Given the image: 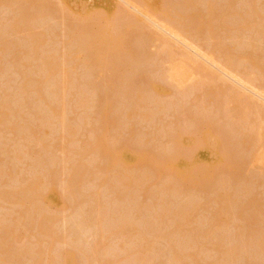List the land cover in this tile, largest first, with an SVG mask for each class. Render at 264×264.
I'll return each instance as SVG.
<instances>
[{
  "label": "rangeland",
  "instance_id": "1",
  "mask_svg": "<svg viewBox=\"0 0 264 264\" xmlns=\"http://www.w3.org/2000/svg\"><path fill=\"white\" fill-rule=\"evenodd\" d=\"M40 1L41 3L38 4L41 5H38L37 3H35V5L34 4L32 5L30 3L26 5L27 3L25 2V0H0V49L2 50L3 48H5L4 52H2L3 50L0 51L2 52L0 53V109L3 108L4 111H8L10 113V114L8 113L10 116L8 121H4L5 126L3 125V123L2 126H0V195L4 193L6 194L5 196H8L10 198L12 197L11 201L10 198L8 197L6 199L7 201H5V198L0 199V227L2 228L4 226L2 230H0V239H1L0 264L1 262L2 264H49V263L54 264L53 262H56L55 264H57L59 261H61L62 264L64 253H66L69 249H71L69 248L71 245L74 246V247L72 246V248L74 249L71 250L74 251L76 250L75 253L77 254L80 253L77 256L80 255L90 256L92 255L89 253L91 251V253L97 254V255L95 254V257L90 256L91 258L93 257V262L95 261L96 258L98 259L101 258V260L104 259L103 263L106 260L107 264L108 261L109 264H198V263L201 264L202 262H204V264H211V263L212 264L213 263L214 264H264V253H261L262 251L259 252L257 250L255 243L253 241V238H256V240H259V238H261L262 233L259 234L258 231L259 232L264 231L263 230L264 229V139L262 138V134L264 133L263 130L264 121H263V125H261L262 123H260V120L258 121L260 124H257L258 122L255 120H257L258 117H255L256 116L254 115L255 113L253 114L254 116L249 113V115L253 116L251 117L248 115L249 120L254 118L252 119V121H249L248 123L250 124V122H252L255 125L252 126L250 132V134L253 135V139H255V142H253L254 147L251 149L250 147L251 144L249 145L248 143L249 141L252 142V140H248L247 142H244L242 146L238 148L236 147V150L238 149V151L236 152H234L235 146L232 145L233 148L231 149L232 151L230 155L232 156V158L230 157L231 160H228L229 158H227V156H226L227 159H225L223 156H220L224 160L220 159L219 157L218 160L219 163H216V165L218 164V166L215 167L216 169L210 171L209 172L210 175L206 176L209 179L208 181V179L206 178L208 182L205 180L203 184H201L200 182L198 185L197 184L198 181H196L195 179L196 177L191 178L190 176H188L190 177V179L192 180L194 179L193 181H191L188 180L189 178L186 177L187 175H184V179H183L182 178L183 174H181L182 176L180 178H182V180H178L179 182L176 180L178 184V186L176 185L178 187L177 188L175 185H173L176 183L175 180L172 181V179L171 180L170 178L168 179V176L167 178L165 177L164 173L166 167L161 165L160 163H155V161L159 162L161 159L160 162H162V160L166 158L168 154L170 155V153L173 152V150L171 149L175 148V143L173 142L175 141L174 139L176 138L175 136L177 134L178 137L179 135L183 138L185 137V140L186 138L187 140L189 139V141L190 139H194V140L196 139V142L198 143L199 141L201 142V140L204 141V137L202 138L203 135L201 133L202 129H204L209 124L212 125L213 122L215 123L212 126L210 125L211 129L214 130L213 132L216 131L218 132V129L220 128H222L220 129L222 132L223 130L225 131L226 128H228L226 129V131L227 130L230 131V127L227 126H230L228 124H231L232 120L231 117L229 116H228L229 118L227 117V114L226 115L222 114V116L219 114L220 116H217L219 120H216L218 118L215 119V117L211 118L214 121L212 123L208 122V124L206 121L205 122L203 121L204 118L202 117L200 119H196L198 115L197 113L202 115L203 112L207 114L205 116H208L209 118L210 116L213 117L214 114H213V110L211 112V109L217 107L215 106L217 102L215 101V98L213 97L209 98L211 97L210 95H208L209 97H206L207 96L206 94H208L207 92L210 91V89L216 87L218 88V85H216L215 87L214 86L215 84H211L212 81L211 83L208 82L210 78L207 81L203 80L204 78H206L205 77L206 75H204L205 72L202 71H206V70H201L204 76L202 82L206 81L208 85L206 84V82L202 83L200 77L194 76L193 79H195L194 80L195 83L199 81L201 82L200 83L201 86L199 85L198 82L196 84L199 85V88L195 87L196 85L195 86L193 85L194 86L193 87L191 85V82H189L190 81L189 80L188 83L186 82V86H189L188 91H187V87L184 85L185 88H183L184 86L182 88L185 89L186 92L183 91L184 93H181L183 89L181 90V88L176 87L173 83H171L168 79L165 78L167 69L169 68L168 67L169 59L168 56L167 57L165 56L166 54L165 55L160 54L161 51L164 49L161 46V42L163 41H161L160 39H159L160 41L155 40L154 36H153L154 38L153 37L151 38L153 40L151 41L149 40L150 42L148 41L141 42V40H136L137 38L133 39V37L134 38L137 37L139 31L136 32L138 33L137 35H133V37H131L132 36L131 35L129 38L128 35H130L135 30L134 28L137 27V26L135 27V25L131 26L127 24L128 26L127 28L129 29L127 30L128 32H125L127 28H123L124 26L121 29H118L117 32L120 31L122 32L124 30L126 35L123 34L124 33L123 32L121 36L124 35L130 40L127 43L128 44L130 43L131 48L133 47L134 51L132 50L133 48L130 50H132L134 54L136 52V56L138 54V56L141 57L140 62L138 60V64H137L134 61L137 65H135L134 63L132 64V66L131 65L129 66L130 64L129 62H128L129 64L128 63H126V65L124 64L123 58H122L123 62H121L120 59L121 56L120 57L114 56L117 57L115 59H113V57L110 56L112 57L111 59H113L112 62L114 61L113 63H111V65L113 64L112 66H114V68H112V66H109L110 65L109 58H107L108 57L107 55H111V51H107L110 52L107 54L106 52L103 53L104 50L102 52L98 50L101 54L102 53L103 54L102 55L100 54L101 56L99 55L100 57L97 60H99L100 62H102V60H105V62L108 61L109 65L108 63L107 65L111 67L110 69L112 70L110 71L109 68H108L109 70H107L106 67L108 66L106 65H102L105 66V70H104L105 72L101 70L102 69L101 67L100 68L93 67L89 62H87L88 57H90L89 56L90 53L85 51L86 48L84 50L82 49L83 46L81 42H85L86 40L84 36L87 37L91 33L94 34L95 32H97L96 30H98L99 27L103 28L104 26H102L100 23L107 26L108 25L107 21L109 20L107 18L110 17L111 19V17L114 16L113 14L117 12V11L115 12L117 4L118 6L121 7L120 9L123 8L124 11L127 10L130 12V14L132 13V11L134 13V10L132 8L129 9L128 5L124 3H120L118 0H40ZM80 1L81 3H79ZM129 1H127L126 3H129ZM179 1L181 2V4ZM186 1L193 2V0H183V1L154 0L153 4L155 6L157 4L164 3V5H167L166 7L167 9L170 7L167 11L172 9L173 13L175 12L177 13V14L175 13L176 15L181 14V16H183L184 11L186 9L182 6L183 4H185V7H187ZM205 1L207 0H197V1L195 0L193 2V6L192 7L190 6V9L188 7L189 9L188 17L189 15H194V14H195L194 16L197 15L199 17L198 14H201L200 17L201 18L203 17L202 19H204L205 21L206 16L208 14L207 12L209 13L210 11L212 12V10H209L210 3L216 5L215 6L216 8L212 5L214 12H217L215 14L220 15L223 13V15L226 16V13L224 14V12L225 10L226 11L228 10L227 14L231 13L228 14V19H226L227 17L226 18L224 17L225 21H220L219 20L220 16H219L217 20L220 22V25L218 22H216L217 21L216 20L215 24H213V26L216 28L214 29V27L212 26L213 30L215 31L214 35H216L217 40L220 39L219 41L220 43H222V45L223 44L225 45V49H227L228 47L227 53L230 52V54L235 57L237 55L236 59H238V54L243 55V57L244 56L249 57L247 63H249L250 60L255 61V59L259 58L260 60L257 59L258 63L264 67V0H210V1L208 0L207 3H205ZM177 2L179 3L178 4L179 7L177 6ZM196 2H198L199 4L198 3L194 4ZM252 2L255 3V7L254 4L252 5ZM173 3L176 7L175 8L174 6H172L174 9L171 7ZM120 4L122 5L124 4L123 7ZM153 4H151V7H153ZM125 5L128 7L127 9L126 7H124ZM194 5H196L195 8ZM61 7L64 8V12H62ZM212 7L210 9H212ZM227 7H229V9H227ZM251 7H253L255 10ZM191 8H194L193 10H195V12H198V14L193 12ZM80 9L81 11H83L82 14L83 13L87 14V16L84 17L86 19H90L91 16L94 15L91 13V11L93 13H98L97 15H94L93 18H91L97 20L93 21L90 19V21H88L84 19L85 20L84 21L83 19L79 18L80 22L82 20L80 24V22L76 21L78 20V18L70 17L71 16L70 13H72L73 11H77L78 12L77 15H79ZM111 11L113 12L111 13ZM89 12L91 14H89ZM68 14L70 16H68ZM165 14L163 15L164 17L167 15L172 16L171 14H166V15ZM186 14H187V10H186ZM233 14L234 16H232ZM169 16H167V18ZM183 17L184 19L188 18L185 16ZM191 17L190 19L195 18V17L193 18ZM208 18L209 16L207 17V19ZM141 19L144 22H146L145 19L143 18ZM193 21L194 20H191L189 23L187 21L186 22L192 25ZM243 21L244 22L246 21L248 24L246 27L243 26L241 29H239L240 26H242L241 24L243 23ZM221 22L228 26L222 25ZM244 24L246 25V23H243V25ZM222 26L223 29L220 28ZM72 27L73 28L75 27L76 29L78 28V31L74 32ZM84 27L87 30L84 29ZM151 27L152 26L150 25L148 27L149 29L147 28L146 31L149 33L152 32L153 34L155 33L157 35L158 32L155 30L156 28L155 27L151 28ZM226 27L229 28L226 30ZM137 29L139 28H136V30ZM158 35H160V33ZM204 35L205 34L201 36L202 38L199 35H197L199 37H197L196 35H195L196 37L191 36L192 38L190 39V37H188V40L190 39L189 40L190 42L193 40L194 42L192 41L191 43L193 44L196 43L199 47L202 46L200 47L201 49L199 50H203V47H205L204 45H206L207 48L209 42L207 41V37L205 38ZM193 37L198 39H196L195 41ZM127 38L125 40H127ZM167 38L168 37H166V39ZM169 39L170 38H168L167 40ZM135 40L136 42L138 41L137 43L139 44H137ZM33 41L35 43H33ZM37 42H39L40 45ZM36 43L39 45V46L37 45L39 49L37 47L35 48ZM172 43L173 44H171L170 42L172 46L171 49L175 53L173 54L177 55L176 53L178 52L180 53L179 47L181 48V46H179L176 42H172ZM6 44H8V46ZM130 45L128 47H130ZM210 45L211 44H209V46ZM36 49H38V51H35ZM186 52L188 51H186L185 49V52L183 53L186 54ZM143 53L146 55H144ZM158 54L162 55L160 57L161 59H158L159 58ZM187 54L190 53L188 52ZM104 55L106 56L105 58ZM149 55H152L150 56L152 60L148 57ZM177 56L175 58H177ZM190 56L192 58L193 55L191 54L188 57ZM155 57H157L158 60ZM162 57L164 58L163 60ZM252 57L254 58L253 60ZM153 58H155L158 62L155 61V59ZM116 59H119L120 62H118ZM178 59L179 57L177 58V61L179 63ZM245 59L242 58L241 60L245 61ZM44 60H46L45 62L51 63L54 67L49 70H46L47 67L45 66L46 69L44 70V65L48 64V63L43 64L45 63ZM159 60L162 61L159 62ZM194 60L196 61L199 59H195V57H193V61ZM147 61L149 62V64ZM199 61L202 62L201 60ZM259 61H261V63ZM125 62L127 61L125 60ZM55 63L58 64V66L54 65ZM87 63H89L88 66ZM195 63H199V62H195ZM247 63H244L245 66ZM250 63L247 65H250ZM116 64L117 67L115 66ZM201 65L205 66L203 62L202 64L199 63V65H195L193 63L188 62L186 68L188 67L189 69L187 68V70L190 72L188 71L187 72L193 73V74L192 73L189 74V76L191 77V75H194L195 68L196 70L198 69L196 66L204 67ZM247 67L248 66H246V68ZM250 68L251 67L249 66V69ZM46 71L48 72V74H46ZM212 71L214 72V70ZM201 72L199 71V73ZM64 74H67V78L65 77ZM202 74H200L199 76H202ZM44 75L45 77L43 78ZM63 77H65L64 78L65 80L63 79ZM43 80H45V82ZM28 81L30 82V85L33 86V88L32 87L30 88L28 87L29 89L25 88L29 83ZM163 81L166 83H164ZM194 81L192 80V84H194L193 83ZM40 82H44V83L42 84ZM160 83L161 84L164 83L166 84V86L169 87V88L167 87V90L164 93L163 92L158 93L156 89H152L153 85ZM40 84L42 85L46 84L44 89L43 86L42 87L40 86ZM203 84H205L204 85L205 87H203ZM38 85L40 86L39 87L41 92L40 94H42V96L44 95V93L46 94L43 96L45 100L44 99L41 100V98H39L38 96L39 93L37 92L39 88L34 89ZM229 85L233 87L232 84L229 83ZM57 86L58 88L56 89ZM63 86L65 87L64 89L65 91H62ZM190 86L193 88H190ZM207 86L210 89L207 88ZM23 87L26 90V92L22 91ZM202 88H205V90L207 89L209 90L207 91L204 90L206 92V94H204ZM217 88L214 90L220 91V89ZM32 89L37 90L36 91L37 94L34 92V90L32 91ZM54 89L56 91L59 89L60 91V92L58 91L59 97L54 94L56 93L53 91ZM142 92L144 93L142 94ZM138 93L142 94L141 96L144 95L143 96L144 98H140L141 100L137 99L136 94ZM47 96H48V100H47ZM194 96L196 100H194L195 99ZM223 97H220L222 98L221 100L222 102L225 99V98L223 99ZM134 99L136 101H134ZM254 102L255 100L253 101V103ZM258 102L261 103L260 101ZM4 106L7 107L8 110L6 108L4 109ZM131 106H133V108ZM256 106L259 107L258 104H256ZM54 107H57V109H59V113L62 112L63 108L65 109V111H63L64 114L62 112L63 115L62 118L65 117L63 118L64 123H62V121L60 120L58 123V120H56L57 118L54 117V114L51 110V108L53 109ZM220 107H222V105ZM259 108H262V106ZM135 109H137L136 110L137 112L135 111L134 113L133 112L131 113V111ZM199 109L204 111L200 113ZM251 111H252L251 113L254 112L253 110ZM130 113L134 117L131 115L130 117L129 116ZM3 114L6 115L7 112ZM192 114L195 115L191 116ZM144 115H146V117ZM148 115L149 118L147 117ZM187 118L193 119L194 122L193 120H188ZM3 120L4 119L0 121L3 122ZM203 123L205 124L202 125ZM63 125L65 127H62ZM220 130L218 132L219 134H220ZM47 131L48 134L45 135ZM246 131L247 129L244 130V128L243 131L241 130V133L243 132L242 134L244 135V138L243 140L240 139V141H245L244 140L245 134H247V136L249 134ZM228 133L229 132H226V134ZM242 134H240V136ZM257 134H261L262 139H260L261 140L260 144H258L259 143L258 138L260 137L258 136L257 138L256 137ZM236 135H239V133ZM224 136L226 137V135ZM236 137L238 136H235L234 138ZM234 140L237 141V139H233V141ZM233 141L232 143L228 141V144L229 142L230 144H233ZM172 144L173 146L171 147ZM215 147H216L215 151L218 152L217 149L219 145H215ZM106 149H109L110 153H107L108 150L106 151ZM123 149H128L131 154H134L136 152L139 153L140 151H142L138 155L136 153V155L139 157L142 156L143 159H141V157L138 158L139 160L138 159L136 160L138 164L135 160H131L132 161L131 164L129 160L130 158L128 159L126 158L124 160L125 163L120 162L119 164L118 161L117 163H114L113 158L111 156L109 157V155L108 156L106 155V153L111 155V151H113L112 154H114V158H115L117 155L119 156L121 150ZM250 149L251 151L253 150L252 153L250 152ZM104 150L106 151V153ZM188 151L190 152V150H186L187 153ZM232 152H234L235 155L234 158ZM141 153L143 154L141 155ZM145 154L149 157L148 159L147 156H144ZM203 154L206 153L203 152ZM203 154H199L198 155L199 157L197 156V160L195 162H197L198 160L200 161L202 158L203 161L205 162L207 156ZM252 155L259 156V159L257 161H251L250 158L252 157ZM143 156L145 157V159ZM203 156L206 157V159ZM107 157L110 159H108ZM232 159L233 160L235 159V161L233 162ZM183 160L184 159H178L177 162H174L175 164H173L172 167H175V169L180 173L181 172L183 173L185 171V173L187 174L190 171L188 175L189 174L192 175L193 174L192 170H190L189 165L187 166L188 162ZM143 161L144 162L147 161V162L144 163ZM203 161L201 160L199 164L200 165L201 163L204 164ZM73 167L76 170L81 169V175H83L84 178L79 174L78 171H77L78 173H76V171H73L72 170ZM105 169H108L110 171L109 172L107 171L105 173L106 171ZM82 170L85 172L84 174ZM85 170L89 173L87 174ZM156 171H161L162 174ZM70 172L72 173L75 172L76 173V174L74 173L75 175L79 174L76 176L75 181H77L78 176H80L79 179L82 178L81 179L82 181L78 179L80 183L78 181V183L76 182L77 185L75 182L74 185L71 184L73 183L74 179L73 181L70 180V178L73 177L72 173L70 177ZM221 174H225V175H221ZM121 176L124 177L123 178L124 180L121 178ZM223 176L224 178L226 176L228 180L225 178L227 181L226 180L222 181L224 179ZM125 178L129 179V185L127 183H126L127 185L125 184L124 181L127 180ZM212 178L215 181L214 180L211 181L210 179ZM132 179L134 180L133 184L131 183L133 182ZM219 179L221 181H218ZM169 180L172 183L171 187H169L168 185ZM174 181L175 183H173ZM210 181L211 184L209 183ZM67 182H69L70 187H72L71 185H73V187L76 186V192L74 191V194H76L77 197L76 195H74L75 197L74 196L71 197L70 193L72 190H74V188H71V190L68 189L70 190L68 192L66 188L69 184ZM194 182L195 184H197L196 186L195 184H193ZM121 183H123L124 185L122 186ZM26 185L32 187L34 185L33 188L35 190L32 187L31 188L34 192L35 191L36 192L32 195L31 194L32 190L30 189L29 191ZM210 185H214L213 189H211L212 187ZM165 186L166 187L168 186L167 188L170 189L168 190L165 189L164 188ZM25 188L27 189L25 190ZM52 189L56 191L55 193L57 194L56 197L58 199L57 204L49 209H47L45 206H43V208L41 206H37L39 205L38 201H40V203L41 202L43 203V201L41 200L42 199L41 194H39L40 192L38 194L37 192L41 191L45 194L47 190H52ZM163 189L165 190L163 191ZM23 190H25V194L23 193L24 192ZM174 190H177V194L175 193L176 191ZM179 190L180 193L178 194ZM28 191H29L28 194H31L32 196L31 198H29L27 194ZM165 191L166 192L169 191L170 193L169 192L166 193ZM171 192H174L175 194L174 193L172 194ZM19 193H21L22 196ZM14 194L15 197L17 198L13 197ZM2 195L0 198L3 197ZM22 197L28 198L25 199L26 202L25 200L24 201L22 200L23 199ZM216 197H219V201L217 200L218 198L216 199ZM36 202H38V204H36ZM30 204H32V206H36L37 210L40 207H41L40 209H44L45 211L44 213L47 215V220L49 219V222L46 221V226L48 225V228L47 227L44 228L48 229V232H45L44 230L45 232L44 234L39 233L41 229L43 231V228L39 230V228L41 227L39 225L41 224L39 223V219L41 221V217H43L45 214L41 216L43 212L41 211L40 214L38 212L40 211V209L37 211L35 207L34 208L31 207L30 209V206H28ZM163 204H165L166 207L169 206L170 208L169 207H167V209L164 208ZM187 204L192 205L193 211L194 208L196 209L195 212L191 213L193 214L191 215V220H190L192 224H190L189 222V224L186 226L189 229L187 230V228L184 227L185 229L184 231H186L187 234L186 232L183 233L182 231H180V233H178L179 237H177L176 240H179L180 243L182 244H184L185 241H187L185 242L187 244L189 242L193 243L194 245H191L190 243V245L188 244V246L187 244H185L189 249H191L190 251H188L189 249H187L185 245L178 243L179 241L173 240L175 239L174 230L176 229V225L173 224V222L178 221V217L173 218L172 215L170 217H172L173 219L169 217L171 212L173 215H176L182 209H186L182 207L187 206ZM194 204H196L195 207ZM178 207L181 208V210ZM192 207H190V210H192L191 209ZM174 208H178V209L175 210ZM28 209H30L31 211ZM104 209L107 211L108 214L104 213L106 212L104 211ZM35 210L37 211V214L34 213ZM117 210H119L121 213L119 212L116 215V212H118ZM166 210L171 212L169 215H166L168 218L164 222V219L162 221L161 216H164L165 214L169 213V212L167 213ZM175 211L177 213H174ZM97 213L99 216L97 215ZM24 214L25 217L23 216ZM121 214H125L123 217L126 216L124 219L122 218L123 221L117 220V219H121L120 218L122 217ZM34 215H38L40 217L36 216L37 218L36 219ZM156 215L158 216V218L160 217L161 222L157 221L159 219L156 220L157 222L155 221L154 217ZM22 216L27 220H23L24 218ZM97 216L98 218L101 217L102 221L106 225L103 222H100L101 225L98 224L99 226L97 224H96L97 226L92 224V220L96 219ZM114 216H117V218ZM157 216L155 218H157ZM29 218L31 219V221L29 220ZM113 218L114 220H112ZM127 219H130L129 221L131 222V224L128 221L130 225H127V227L129 226L130 228L126 227L128 231L124 229V231L126 232L124 236L121 235L122 233H120L121 232L120 228L118 227L116 229L114 226L115 224L116 226L118 224L122 229L124 226L123 222L124 220L127 221ZM216 219L218 220L220 226L222 227L216 230V232L219 234L222 232V230L223 232L221 233L222 235L221 234L218 235L215 233V236L218 235L217 237L220 236L219 238H221L222 236L223 238L226 237L224 238L225 240L222 238V240L219 241L221 242V244L225 241V243H223L224 245L222 244L223 245L222 252H224L223 257L221 255V251L219 252L218 248H217L218 251L214 252V250H216L214 248L218 247L216 241L220 239L217 237L216 239L211 236L214 233L213 231H215L214 225ZM115 221H117V223ZM118 221L121 222L122 226L121 224H119ZM93 222H95V220H93ZM175 223L178 224L177 222ZM30 224H34V225L30 226ZM102 225L103 227H101ZM6 226L10 227V229H8V227ZM12 227L14 231H16L15 229L16 227H18L17 228L18 231L16 232L19 233L16 234L14 232H11L10 230H12ZM32 227L33 229H31ZM95 227L98 228L100 227V229L102 230L101 233L103 232L102 236L103 234L105 235V233L109 234L108 235L109 237L107 235L104 236L106 237L105 241L108 244L107 246L104 243L105 244L104 246H107L106 248H109L107 249L108 254L107 251H105L106 248L102 247V250L100 249L101 246H99L98 248L99 250L98 251L96 250L95 252V249H97L98 247L97 244H100L99 234H101L100 231L97 230L98 228L96 229ZM131 227L133 228L132 231L133 233L129 230L131 229ZM170 228H171L170 231L171 233L172 230L174 229L173 239H171L172 236H167L166 234V232L168 233ZM111 229L112 230L116 229V231L120 230L119 235L117 236L115 235L116 237L112 236L110 232L113 233L114 235L115 231L112 232ZM134 230L135 231L138 230V231L135 232ZM3 231L8 233L5 234V232ZM95 231L98 233V237ZM129 232H131L133 235ZM138 232L141 235L138 234ZM163 232L164 234H166L167 237L170 238L169 241H167V239H164V237L162 238L161 235H163ZM241 232L243 233V236L247 235L246 238H248L249 235L252 236L251 233L254 234L253 235L254 237L252 236L253 238L250 239H252L255 248L250 247V245L251 246L253 245L251 241L249 242L247 239H246L247 243L249 242V248L245 246H244L245 249L243 248L242 246L243 242H246V240L243 241L240 239L241 238L240 236H242ZM134 233H137L136 235L138 236H136ZM244 233L247 234L244 235ZM14 234H16L17 237L16 235L14 236ZM5 235L6 236L8 235L7 238ZM208 235L209 238H207ZM135 236L136 239L137 237H139L143 241H146V239H148V241H150L151 243L148 241L146 242L150 243L152 248H150L149 245L148 246L149 249L147 250L146 246L145 248H143L142 246V249L145 251L147 250V252L143 251V253L138 254V251L135 252L134 250L135 253L133 252L131 254L133 249L139 247L138 243L141 242L142 244L143 242L140 241L139 239L135 240ZM188 236L190 238L189 242L188 240H185L186 238L189 239ZM8 237L10 238L9 240ZM11 237L13 239H11ZM236 237L237 238L240 237L239 239L242 242L239 239L237 240ZM6 239L7 241H5L6 242L5 245L7 246L6 248H4L5 245L3 244L4 242L3 240ZM210 239L212 240L211 243H209ZM215 239H216L215 241L216 244L213 243V240ZM170 240L175 241L173 242V244L174 243L175 244L173 245ZM135 241H137L138 243L137 242L134 243ZM238 241L240 242L238 243ZM75 242L77 244H75ZM146 242H143V244H146ZM204 242L209 245L205 244ZM212 243L215 244L216 246L214 247ZM118 244H120V247H118L119 246ZM221 244L219 243V248L222 246ZM238 244H239L238 247H240L238 249H241L242 252L240 250L238 251L237 254L235 253L234 255H238L239 258L237 256V259L234 261L232 258L235 256L229 258L230 255H228L226 258V256H224L225 253L227 254L226 249H228L229 247L231 249L233 248L232 250H234V247L237 246ZM1 245H3L4 250L1 248ZM94 245H96V248ZM134 245L137 246L135 247ZM171 245H173L175 248L179 247L178 250L179 253ZM183 246L185 247V249H183L184 248ZM192 246L193 247L197 246V247L194 249ZM90 247H94V248H90ZM190 247H192L193 249ZM198 248H200L201 250ZM79 249H81V251ZM182 249L185 250L186 254H182L184 252V251L181 252ZM11 250L12 252L14 251V253L10 252ZM49 250L51 253L49 252ZM136 250H140V248ZM39 251L41 253H38ZM140 251L142 252V250ZM172 251H176V253L174 252V254L172 255L171 254L173 253ZM234 251L236 252V250ZM35 252H37L38 254L36 253L35 255ZM87 252L90 255H88ZM239 252L241 253L240 255ZM16 253L18 254L19 257L17 256ZM126 253L129 254V256H127ZM197 253L199 255H197ZM177 254L179 255L175 257V255ZM132 255H134V257ZM1 256H3V258H1ZM189 256L191 257L193 256L191 261L189 260ZM9 257H12L13 259ZM85 257H78V259L80 258L78 264L80 262H81L80 264L84 263L83 261H81L83 260V258L85 260V264H88L86 263L88 261L86 260ZM216 258H218V260ZM57 259H59V261ZM48 260L50 261L48 262ZM101 260L99 264L102 263ZM199 260L201 261V263L199 262ZM169 261L170 263H168ZM222 261H224L225 263L224 262L222 263Z\"/></svg>",
  "mask_w": 264,
  "mask_h": 264
},
{
  "label": "bare ground",
  "instance_id": "2",
  "mask_svg": "<svg viewBox=\"0 0 264 264\" xmlns=\"http://www.w3.org/2000/svg\"><path fill=\"white\" fill-rule=\"evenodd\" d=\"M120 3H124V4H126V5H128V7H129V9H133L134 10V13H133V11H132V13L134 14H130V12L129 11H127L126 9L128 8L126 5L124 6V7H126V11H124L123 10V8L122 9H120L121 7L120 6H118V4H117V7H118V9H117V7H116V9H115V12L116 13H114L113 15V17H111V19H110V17H108V16H106V17H108L107 19H109L108 21H107V23H108V25H107V23H106V25L107 26H105V25H103L102 23H100L102 26H104L103 28H101V27H99L98 28V30H96L97 32H95L94 34H89L87 37H85L84 36V38H86V40H85V42H81L82 43V49L84 50L85 48V51H87V52H89L90 53V57H88V61L87 62H89L90 64H91V66H93V67H96V68H102L101 70H105V66H102V65H106V66H108L109 65V63H110V65L109 66H112L111 65V63H113L112 62V60L113 59H115V58H117L118 56L120 57V59H121V62H123L124 61V64L126 65V63H128L129 64V66L131 65L132 66V64H134L135 62L138 64V60H139V62H140V58L141 57H139L138 56V54H137V56H136V52H135V54L133 53V51H134V48L132 49L131 48V45H130V43L128 44L127 42H129L130 40L127 38V37H125L124 35L123 36H121L122 35V33L124 32V30L121 32H117L118 31V29H121L123 26V28H127L128 26H127V24L128 25H131V26H133V25H135V27L136 28H139V29H137L136 30V28H134L135 30V34H134V31L130 34V35H128V37L130 38V36L131 37H133V35H137L138 33V35L140 36H138L137 35V37H133V39H136V40H141V42H143V41H148V42H150L151 40H153V39H151L153 36L155 37V40H158V41H163V42H161V46H162V48H164L162 51H161V53L160 54H166L165 56L167 57L168 56V59H166V60H168L169 62V68L167 69V73H166V75H165V78L166 79H168L171 83H173L176 87H178V88H181V90L183 89V88H185V86H186V82L188 83V81L189 82H191V85L193 86H195V87H197V88H199V85H200V83L202 82V79H203V74H202V72H205L204 73V75H206L205 77L206 78H204L203 80H208L209 78V80H208V82H210L211 83V81H212V83L211 84H215L214 86L216 87V85H218V88L220 89V91L219 90H214V89H216V88H212V89H210L208 86H207V88H209L210 89V91H208L207 93L208 94H206V92L205 91H207V90H209V89H207V90H205V88H202L203 89V92H204V94H206L205 96L206 97H209L208 95H210L211 97H209V98H215V101L217 102V104H215V106H217V107H214V109H211V112H212V110H213V117H211L210 116V118L208 117V116H205V115H207L206 113H204L203 112V114L202 115H200L199 113H197L198 115H197V117H199V118H197L196 116V119H200L201 117L202 118H204L203 119V121L205 122H207V124H208V122H213L214 120L213 119H211V118H214L215 117V119L216 118H218L217 116H222V114H224V115H226L227 114V117L229 116V117H231V120H229V121H231V124H228V125H230V126H227V127H230V131H226V129H228V128H226L225 129V131L226 132H229L228 134H226V132L223 130V132L220 130V129H222V128H220V129H218V132H219V130H220V134L216 131V132H213L214 130H212L211 129V127H210V125L211 124H209V125H207L204 129H202V138L204 137V141L203 140H201V142L199 141L198 143L196 142V139L194 140V139H190V141H189V139L187 140V138H186V140H185V137L183 138V137H181L180 135H179V137H178V134L175 136L176 138L174 139L175 141L173 142V143H175V148H173V149H171V150H173V152H171L170 153V155L168 154V156H166V158H164L163 160H162V162H160L161 161V159H160V161L159 162H157V161H155V163H160L161 165H163V166H165L166 167V170H165V173H164V175H165V177L167 178V176H168V179L170 178V180L172 179V181L173 180H182V178L184 179V175H187L186 177H188V176H190L191 178H195L196 179V181H198L197 182V184L199 185V183L201 182V184H203V182H205V180L207 181V179H208V177H206V176H208V175H210V171H212L213 169H216L215 167L216 166H218V164L216 165V163H219L218 162V160H219V157L220 156H223L225 159H227V158H229L228 160H231V158H232V156H230L231 155V149L233 148V146H235L234 147V152H236V151H238V149L236 150V147L238 148V147H240V146H242V144L244 143V142H247L248 140H252V142L251 141H249L248 143H249V145L251 144V149L254 147L253 145H254V143L253 142H255V139H253V135L252 134H250V132H251V128H252V126H255L252 122H250V124H248L249 123V121H252V119H254V118H252L251 120H249V117H248V115H249V113L250 114H254V115H256L255 117H258V119L257 120H255V121H259L260 120V123H262L261 125H263V121H264V67L261 65V64H259L258 63V60H260L259 58H257V59H255V61L253 60L254 58L252 57V60L254 61H251V63H250V61H249V63H250V65H247V64H249V63H247L248 62V58L249 57H243V55H239L238 54V59H236V57H237V55H236V57L235 56H232L231 54H230V52H228L227 53V49H228V47H227V49H225V45L223 44L222 45V43H220V39H218L217 40V37H216V35H214L215 33V31L213 30V24H215V21L219 18V16H220V21H225V19H224V17L226 18V19H228V14H231V13H228L227 14V12H228V10L226 11L225 10V12H224V14L226 13V16L225 15H223V13L222 14H215V13H217V12H214V10H213V7H212V5L215 7L216 5L215 4H212V3H210L209 5H210V8L212 7V9H210L209 8V10H212V12H214V13H212L211 11H210V13H212V14H210L209 12H207L208 14H207V16H206V20L204 21V19H202L201 17H200V15L201 14H198V12H195V10H193L194 8H195V6L196 5H194V8H191V10H193V12H195L196 14H198L199 15V17L197 18L196 16H194V15H189V17H188V10L190 9V6L192 7L193 6V2L195 1V0H193V2H191V1H186L187 2V7H185V4H183V6L182 7H184L186 10H187V14H186V10L184 11V10H182V11H184V15L183 16H185V17H188V18H185L184 19V17L183 16H181V14L180 15H176L175 13H173V10L171 9V10H169V11H167L168 9L166 8L167 7V5H164V3L162 4V3H160V4H157V5H155L154 6V4H153V1L154 0H118ZM117 1V2H118ZM127 1H129V3H126ZM169 1V0H168ZM172 1V0H171ZM183 1V0H182ZM197 1V0H196ZM210 1V0H209ZM25 2L27 3H25L26 5H28L29 3L30 4H34L35 5V3H41V1L40 0H25ZM180 2V1H179ZM186 2H184V3H186ZM199 2V1H198ZM198 2H196V3H194V4H197ZM208 2V0L207 1H205V3H207ZM256 2V1H255ZM64 3V2H63ZM62 3V4H63ZM73 3V2H72ZM71 3V4H72ZM79 3H81V1L79 2ZM78 3V4H79ZM83 3V2H82ZM115 3V2H114ZM171 3V2H170ZM174 3H175V1H174ZM174 3H173V5H171V7L172 6H174L175 7V5H174ZM200 3V2H199ZM198 3V4H199ZM204 3V2H203ZM123 4V5H124ZM151 4H153V7H155V8H153V7H151ZM178 2H177V6H178ZM180 4H181V2H180ZM254 4V7H255V3H253L252 2V5ZM38 5H41V4H38ZM61 5V4H60ZM122 7H123V5L122 4H120ZM206 5V4H205ZM64 6V5H63ZM116 6V5H115ZM198 6V5H197ZM179 7V6H178ZM188 7H189V9H188ZM207 7H208V5H207ZM173 8V7H172ZM176 8V7H175ZM216 8V7H215ZM218 8V7H217ZM250 8V7H249ZM251 8H253V7H251ZM99 9V8H98ZM174 9V8H173ZM208 9V8H207ZM227 9H229V7H227ZM254 9V8H253ZM61 10H62V12H64V8L63 7H61ZM114 10V9H113ZM197 10V9H196ZM209 10H207V11H209ZM216 10V9H215ZM250 10H252V9H250ZM255 10V9H254ZM179 11V10H178ZM218 11H219V9H218ZM82 12L83 11H81V9H80V14L79 15H81V16H79V15H77L78 14V12L77 11H73L72 13H70L71 14V16L68 14V16H70L71 18H73V17H75V18H78V20H76V21H78V22H80V19H86V18H84V17H86L87 16V14L86 13H83L82 14ZM94 12H96V11H94ZM113 11H111V13H112ZM180 12V11H179ZM191 12V11H190ZM222 12V11H221ZM220 12V13H221ZM230 12V11H229ZM233 12V11H232ZM254 12V11H253ZM256 12V11H255ZM91 13L92 14H94V15H97L98 13H93L92 11H91ZM90 12H89V14H91ZM171 14L172 16H169V15H167V16H169L168 18H167V16H163L164 14ZM181 13V12H180ZM236 13V12H235ZM84 14H86V15H84ZM165 14V15H166ZM190 14H192V13H190ZM210 14V15H209ZM252 14V13H251ZM93 15V16H94ZM100 15V14H99ZM135 15H136V17H135ZM93 16H91V18H93ZM101 16V15H100ZM143 18V19H145L146 20V22H144L141 18ZM192 16V17H191ZM203 16V15H202ZM209 16V18L207 19V17ZM232 16H234V14L232 15ZM69 17V18H70ZM97 17V16H96ZM135 17V18H134ZM190 17L191 18H193V17H195V18H193V19H190ZM80 18V19H79ZM90 18V19H91ZM170 18H172V19H170ZM197 18V19H196ZM200 18V19H199ZM32 19V18H31ZM90 19H86V20H88V21H90ZM100 19V18H99ZM133 21H132V20ZM91 20H93V21H95V20H97V19H91ZM130 20H131V22H130ZM191 20H194L193 22H192V25L191 24H188L189 22ZM85 21V20H84ZM88 21H87V23H88ZM171 21V22H170ZM188 23H187V22ZM81 22H82V20H81ZM81 22H80V24H81ZM173 22V23H172ZM216 22H218L219 23V25H220V22L217 20ZM83 23H85V22H83ZM143 23V24H142ZM146 23V24H145ZM148 23H149V26L151 25L152 27H155L156 29V31L158 32V34L160 33V35H156L155 33L153 34L152 32L151 33H149V32H147L146 31V29L149 27L148 26ZM222 23V22H221ZM226 23V22H225ZM243 23H246V25L244 24L243 25ZM243 23L241 24L242 26H240V28L239 29H241L243 26L244 27H246L247 26V22L245 21H243ZM99 24V23H98ZM78 25V24H77ZM86 25V24H85ZM191 25V26H190ZM218 25V24H217ZM222 25H226V24H224V23H222ZM72 26V25H71ZM126 26V27H125ZM213 26V27H212ZM226 26H228V25H226ZM81 27V26H80ZM86 27V26H85ZM84 27V29H86ZM151 27V28H152ZM73 28V27H72ZM101 28V29H100ZM216 27H214V29H215ZM220 28H222L223 29V26L222 27H220ZM225 28V27H224ZM229 27H226V30L228 29ZM75 29V30H74ZM83 29V30H84ZM100 29V30H99ZM149 29V28H148ZM219 29V28H218ZM217 29V30H218ZM80 30V29H79ZM87 30V29H86ZM86 30H85V32H86ZM127 30H129L128 28L126 29V31L125 32H128ZM236 30H237V28H236ZM73 31L75 32H77L78 31V28L76 29L75 27L73 28ZM131 31V30H130ZM137 31H139L138 33H136ZM155 31V32H156ZM123 33V34H125L126 35V33ZM156 32V33H157ZM82 33V32H81ZM89 33V32H88ZM149 33V34H148ZM129 34V33H128ZM151 34V35H150ZM203 34H205L204 36H205V38L207 37V41H209L208 42V45H207V48H206V45H204L205 47H203V50H199V49H201L200 47H202V46H198L196 43V45L195 44H193V43H191L189 40L192 38L191 36H197V35H199L200 37L203 35ZM195 36V37H196ZM199 36H197V37H199ZM203 36V37H204ZM141 38V39H139V38ZM153 37V38H154ZM166 37H168V38H170L169 40H167L166 39ZM188 37H190V39L188 40ZM195 37H193V39L196 41V39H198V38H195ZM127 38V40H125ZM202 38V37H201ZM160 39V40H159ZM204 39V38H203ZM136 40H135V42H136ZM150 40V41H149ZM171 40V41H170ZM173 40V41H172ZM206 40V39H205ZM212 41V42H211ZM32 42V41H31ZM44 42V41H43ZM138 42V41H137ZM136 42V43H137ZM170 42H171V44H173L172 42H176L179 46H181V48L179 47V51H180V53H179V55H178V53H176L177 55H174L175 53H174V51L171 49L172 48V46H171V44H170ZM194 42V41H193ZM211 42V43H210ZM33 43H35L34 41H33ZM37 43H39V42H37ZM35 44V45H33V46H35V48L37 47L38 48V46L40 45V43H39V45L38 44ZM83 43H84V45H83ZM110 43V44H109ZM163 43V44H162ZM43 44V43H42ZM79 44V43H78ZM137 44H139V43H137ZM175 44V43H174ZM209 44H211L210 46H209ZM7 46H8V44H6ZM38 45V46H37ZM130 45V47H128ZM79 46V45H78ZM143 46V45H142ZM144 46H145V44H144ZM198 46V47H197ZM4 47V46H3ZM40 47H43V46H40ZM80 47V46H79ZM174 47V46H173ZM209 47V48H208ZM224 47V48H223ZM2 48V47H1ZM34 48V49H35ZM103 48V49H102ZM182 48H184V49H182ZM206 48V49H205ZM4 49L5 48H3L2 50L0 49V51H2V52H4ZM39 49V48H38ZM38 49H36L35 51H38ZM130 49H132V50H130ZM182 49V50H181ZM185 49H186V51H188L190 54H187L188 52H186V54L185 53H183V52H185ZM6 50H7V48H6ZM103 51V53H110V52H107V51H111V55H107L108 57L107 58H109V63H108V61L107 62H105V60H102V62H100L99 60H97L102 54L99 52V51ZM135 50H137V49H135ZM146 50V49H145ZM172 50V51H171ZM141 51H142V49H141ZM166 51V52H165ZM183 51V52H182ZM229 51V50H228ZM2 52H0V53H2ZM7 52V51H6ZM182 52V53H181ZM174 53V54H173ZM101 54V55H100ZM140 54V53H139ZM144 54V53H143ZM160 54H158L159 55V58L158 59H161L160 57L162 56V55H160ZM193 55L192 56V58H191V56L190 57H188L189 55ZM230 54V55H229ZM100 55V56H99ZM144 55H146V54H144ZM157 55V54H156ZM219 55V56H218ZM220 55H221V57H220ZM110 56H112L113 57V59H111L112 57H110ZM114 56H117V57H114ZM150 56H152V55H149L148 57L152 60V58L150 57ZM155 56V55H154ZM153 56V57H154ZM177 56V58L179 57V63H178V61H177V58H175ZM216 56H217V58H216ZM232 57V59H231V57ZM106 56L104 55V58H105ZM147 57V58H148ZM164 57V56H163ZM162 57V60L165 58H163ZM193 57H195V59H199V60H201L204 64H205V66L204 65H201V66H204V67H200V66H196L198 69H199V71L201 72V70H206V71H202L201 73H199V71H198V69L196 70V68H195V73H194V75H191V77L189 76V74H191V73H188V72H190V71H188L187 70V68H186V65H187V63L189 62V63H193V64H195V65H199V63L200 64H202V62H200L199 60H194L193 61ZM218 57H220V58H218ZM233 57H235V58H233ZM239 57H241V58H239ZM251 57V56H250ZM106 58V59H107ZM122 58H123V61H122ZM137 58H139V59H137ZM156 59H157V57H155ZM155 58H153V59H155ZM176 60H175V59ZM245 59V61H242L241 59ZM102 59V58H101ZM155 59V61H157ZM192 59V60H191ZM251 59V58H250ZM118 62H120V60L119 59H116ZM115 60V61H116ZM125 60L127 61V62H125ZM129 60V61H128ZM130 60H132V61H130ZM137 60V61H136ZM147 60V59H146ZM161 60V61H162ZM190 60H191V62H190ZM257 60V61H256ZM46 60H44V62H45ZM135 61V62H134ZM150 61V60H149ZM154 61V60H153ZM160 60H159V62H161ZM82 62V61H81ZM142 62V61H141ZM148 62V61H147ZM158 62V61H157ZM165 62V61H164ZM163 62V63H164ZM187 62V63H186ZM195 62H199V63H195ZM260 63H261V61H259ZM46 63H48L47 65H44V70L46 69V67H47V69L46 70H49V69H51V68H53L54 66L51 64V63H49V62H45V63H43V64H46ZM89 63H87V66H88V64ZM107 63H108V65H107ZM135 63V65H137ZM186 63V64H185ZM244 63H247L246 64V66H248L247 68H246V66H245V64ZM101 64V65H100ZM119 64H121V63H119ZM128 64H127V67H128ZM148 64H149V62H148ZM154 64V63H153ZM54 65H56V66H58V64H54ZM159 65V64H158ZM192 65V64H191ZM190 65V66H191ZM46 66V67H45ZM106 67V69L107 70H109L111 67ZM116 67H117V64L115 65ZM185 66V67H184ZM249 66L251 67L250 69H249ZM126 67V68H127ZM109 68V69H108ZM112 68H114V66H112ZM129 68H132V67H129ZM186 68V69H185ZM202 68V69H201ZM189 69V68H188ZM112 69H110V71H111ZM212 70H214V72L212 71ZM188 71V72H187ZM105 72V71H104ZM198 74H197V73ZM207 72H209V73H207ZM46 74H48V72L46 71ZM45 74V75H46ZM193 74V73H192ZM195 74H197V75H195ZM200 74H202V76H199ZM216 74H217V76H216ZM45 75L43 76V78L45 77ZM65 75V77L67 78V74H64ZM200 77V80H201V82H199V85H197L196 83H198V82H196L195 83V79H193V77ZM208 76V77H207ZM65 77H63V79L65 78ZM48 78V77H47ZM46 78V79H47ZM45 79V80H46ZM194 81L193 83L194 84H192V80ZM45 80H43L44 82H45ZM65 80V79H64ZM205 81V82H206ZM29 82V81H28ZM44 82H40V83H44ZM164 82V81H163ZM204 82V81H203ZM202 82V83H203ZM204 82V83H205ZM220 82V83H219ZM227 82H229L230 84H232V86L233 87H231L230 85H229V83H227ZM46 83H47V81H46ZM164 83H166V82H164ZM155 84V85H153L152 86V89H156L157 91H158V93L159 92H165L166 90H167V87L168 86H166V84ZM185 83V84H184ZM217 83V84H216ZM227 83V84H226ZM42 84H40V86L42 87L43 86V89H44V87L46 86V84H44V85H42ZM124 84V83H123ZM206 84H207V82H206ZM64 85V84H63ZM185 85V86H184ZM205 84H203V87H205L204 86ZM208 85V84H207ZM25 86H26V84H25ZM24 86V87H25ZM39 85L37 86V87H35L34 89H38L39 87H40ZM184 86V87H183ZM193 86V87H194ZM201 86V85H200ZM220 86V87H219ZM230 86V87H229ZM24 87H23V89H24ZM30 88V87H32L33 88V86H31L30 85V82L27 84V87H25V88ZM122 87V86H121ZM124 87V86H123ZM154 87V88H153ZM183 87V88H182ZM187 87V91H188V89H189V86H186ZM193 87H191L190 86V88H193ZM28 88V89H29ZM58 88V86L56 87V89ZM169 88V87H168ZM201 88V87H200ZM217 88V89H218ZM224 88V89H223ZM22 89V91H24V92H26V90L24 89L23 90ZM34 89H32V91L34 90ZM65 89V87L63 86L62 87V91H65L64 90ZM151 89V90H152ZM177 89V88H176ZM150 90V89H149ZM196 90V89H195ZM205 90V91H204ZM28 91V90H27ZM36 91L37 90H34V92L36 93ZM54 92H56V93H54L55 95H59L58 93L60 92L59 91V89L56 91L55 89L53 90ZM59 91V92H58ZM178 91H179V89H178ZM183 91H185L186 92V90L185 89H183L182 90V92L181 93H184ZM199 91H200V89H199ZM217 91V92H216ZM39 94H38V96H39V98H41V100L42 99H44V95H46L45 93H44V95L42 96V94H40L41 92H40V88L38 89V91H37ZM192 92V91H191ZM211 92V93H210ZM219 92H221V93H219ZM139 93H141V92H139ZM138 93V94H139ZM144 92H142V94H143ZM196 93V92H195ZM210 93V94H209ZM37 94V93H36ZM53 94V95H54ZM136 94L137 95V99H139V100H141L140 98H144L143 96H141L142 94ZM65 95V94H64ZM38 96H37V98H38ZM139 96V97H138ZM141 96V97H140ZM182 96H183V94H182ZM188 96V95H187ZM224 96V97H223ZM43 97V98H42ZM59 97V96H58ZM58 97H57V99H58ZM190 97V96H189ZM220 97H223V102L221 101L222 100V98H220ZM194 98H195V96H194ZM220 98V99H219ZM133 99V98H132ZM192 99V98H191ZM253 99V100H252ZM40 100V101H41ZM45 100V99H44ZM43 100V101H44ZM47 100H48V96H47ZM193 100V99H192ZM194 100H196V98L194 99ZM214 100V99H213ZM255 100V102L253 103V101ZM257 100V101H256ZM38 101H39V99H38ZM134 101H136L135 99H134ZM142 101H143V99H142ZM141 101V102H142ZM258 101H260L261 103H259ZM42 102V101H41ZM40 102V103H41ZM46 102V101H45ZM84 102H85V100H84ZM83 102V103H84ZM133 102V101H132ZM140 102V103H141ZM190 102V101H189ZM205 102V101H204ZM219 102V103H218ZM222 102V103H221ZM258 102V103H257ZM139 103V104H140ZM258 104L259 105V107H261L262 106V108H259L258 106H256V104ZM43 104V103H42ZM46 104V103H45ZM44 104V105H45ZM51 104V103H50ZM190 104V103H189ZM222 105V107H220L221 105ZM84 105V104H83ZM82 105V106H83ZM202 105H204V104H202ZM220 105V106H219ZM50 106V105H49ZM133 106H134V104H133ZM133 106H131L132 108H133ZM3 107V106H2ZM203 107V106H202ZM201 107V108H202ZM219 107V108H218ZM7 109V107H5L4 106V109ZM135 108V107H134ZM204 108V107H203ZM64 109V108H63ZM62 109V112L63 111H65V109L63 110ZM138 109V108H137ZM137 109H135V110H132L131 111V113L133 112H135ZM242 109V110H241ZM262 109V110H261ZM8 110V109H7ZM51 110H52V112H53V114H54V117L55 118H57L56 120H58V123H59V120L60 121H62V123H64L63 122V118H65V117H63L62 118V112L61 113H59V109H57V107H54L53 109L51 108ZM131 110V109H130ZM129 110V111H130ZM200 110V109H199ZM245 112H244V111ZM251 110H253L254 112L253 113H251L252 111ZM161 111V110H160ZM202 111H204V110H200L199 112L200 113H202ZM208 111V110H207ZM7 112V114L9 113L8 111H4L3 110V108H1L0 109V120L2 121V119H4L3 120V122H1L0 121V123H1V125L0 126H2V123H3V125L5 126V122L4 121H8V119H9V114L7 115H5V114H3V113H6ZM111 112V111H110ZM137 112V111H136ZM139 112V111H138ZM105 113H106V111H105ZM129 114V116L131 115V116H133L132 114ZM208 113V112H207ZM3 114V115H2ZM49 114V113H48ZM63 114H64V112H63ZM136 114V113H135ZM220 114V115H219ZM59 115H60V117H59ZM128 115V114H127ZM193 115H195V114H192L191 116H193ZM200 115V116H199ZM210 115V114H209ZM252 115H249V116H251V117H253ZM8 116V117H7ZM106 116V115H105ZM128 116V117H129ZM130 116V117H131ZM145 117H146V115H144ZM151 116V115H150ZM5 117V118H4ZM134 117V116H133ZM148 118H149V115L147 116ZM228 117V118H229ZM250 117V118H251ZM48 118H49V116H48ZM51 118V117H50ZM54 118V119H55ZM60 118V119H59ZM193 118V117H192ZM225 118H226V116H225ZM134 119V118H133ZM188 119V118H187ZM211 119V120H210ZM256 119V118H255ZM52 120V119H51ZM150 120V119H149ZM188 120H193V119H188ZM216 120H219V118L218 119H216ZM53 121V120H52ZM196 121V120H195ZM198 121V120H197ZM201 121H202V119H201ZM228 121V122H229ZM255 121H253V122H255ZM49 122H50V120H49ZM193 122H194V120H193ZM54 123V122H53ZM61 123V122H60ZM61 123V124H62ZM215 122H213V124H214ZM259 122L257 123V124H260ZM205 123H203L202 125H204ZM212 124V125H213ZM253 124V125H252ZM211 125V126H212ZM260 126V125H259ZM62 127H65L64 125L62 126ZM264 127V126H263ZM243 128H244V130H246L247 129V131L246 132H248L249 134H248V136H247V134H245V141H240V139L241 140H243V138H244V135L241 133V130L243 131ZM260 128V127H259ZM262 128V127H261ZM62 130H64V129H62ZM199 130H201V129H199ZM263 130H264V128H263ZM45 132V131H44ZM245 132V131H244ZM239 133V135H236V134H238ZM46 134H48V131L45 133V135ZM230 134V135H229ZM240 134H242L241 136H240ZM224 135H226V137L224 136ZM227 135H229V136H227ZM238 136V137H236V138H234L235 136ZM250 135V136H249ZM234 136V137H233ZM247 136V137H246ZM258 136L260 137V138H258ZM178 137V138H177ZM257 138H258V144H260V142H261V140L260 139H264V133L262 134V138H261V134H257V136H256ZM255 137V138H256ZM228 138H230V139H228ZM231 138H233V139H237V141L236 140H234L233 141V139H231ZM246 138H247V140H246ZM249 138V139H248ZM226 139V140H225ZM227 139H228V141H230L231 143H232V141H233V144H230V142H229V144H230V146H229V144H228V141H227ZM238 139H239V141H238ZM192 140V141H191ZM113 141V140H112ZM227 141V142H226ZM144 142H145V140H144ZM237 142H240V143H237ZM251 142V143H250ZM226 145H225V144ZM239 144V145H237V144ZM143 144V143H142ZM236 144V145H235ZM257 144V145H258ZM263 144V143H262ZM141 145V144H140ZM215 145H219V147H218V152L217 151H215ZM233 145V146H232ZM173 146V144L171 145V147ZM231 147V148H229V147ZM255 146H256V144H255ZM259 146V145H258ZM257 146V147H258ZM97 147V146H96ZM221 147V148H220ZM228 148H229V150H228ZM221 149V150H220ZM251 149H250V152L252 153V151H251ZM109 151V149H106V151ZM186 150H190V152L188 151V153L186 152ZM256 150V149H255ZM105 151V150H104ZM106 151H105V153H106ZM107 151V153H110V151L108 152ZM139 151H140V149H139ZM220 151V152H219ZM140 152H142V151H140ZM140 152L138 153V152H136L137 153V155L138 154H140ZM168 152V151H167ZM202 152V153H201ZM203 152L204 153H206V154H203ZM234 152H232V154L234 155ZM106 153V155L108 156L109 155V157L111 156L112 158H113V162L114 163H117V161H118V163L120 164V162L122 163V162H124V160L127 158H130L129 160H130V162H131V164H132V161L131 160H137L138 158H140L141 157V159H143L142 158V156H137L136 155V153H134V154H131L130 152H129V150L128 149H123V150H121V153L119 154V156L117 155L115 158H114V154H112L113 153V151H111V155L110 154H107ZM144 153V152H143ZM143 153H141V155L143 154ZM165 153H166V151H165ZM199 154H203V155H206L207 156V159H206V157H204L206 160H205V162L203 161V158L201 159V158H199V159H201L203 162H204V164L203 163H201V165L199 164V162L201 161H197V162H195L196 160H197V156L199 155ZM249 154V153H248ZM254 154V153H253ZM144 156H147L146 154L144 155ZM143 156V157H144ZM150 156H152V155H150ZM154 156V155H153ZM164 156V157H165ZM191 156V157H190ZM226 156H227V158H226ZM229 156V157H228ZM195 157V158H194ZM199 157V156H198ZM231 157V158H230ZM235 157V155L233 156V158ZM251 157V156H250ZM249 157V158H250ZM108 158V157H107ZM149 157L147 156V159H148ZM108 159H110V158H108ZM144 159H145V157H144ZM154 159V158H153ZM178 159H184L183 161H187L188 162V164H187V166L189 165V168H190V170H192V175H188V173L190 172H188L187 174L185 173V171L182 173H180L179 171H177L176 169H175V167H172V165L173 164H175L174 162H177L178 161ZM220 159H222V160H224L223 158H221L220 157ZM251 159V161H257L258 159H259V156H256V155H252V157L250 158ZM249 159V160H250ZM261 159V158H260ZM139 160V159H138ZM233 160V159H232ZM262 160V159H261ZM127 161V160H126ZM140 161H142V160H140ZM235 161V159L233 160V162ZM137 162V161H136ZM144 162V161H143ZM145 162H147V161H145ZM144 162V163H145ZM248 162V161H247ZM125 163V162H124ZM129 163V162H128ZM198 165H197V164ZM137 164H138V162H137ZM195 164V165H194ZM231 164V163H230ZM233 164V163H232ZM136 165V164H135ZM197 165V166H196ZM79 166V165H78ZM81 166V165H80ZM175 166V165H174ZM109 167V166H108ZM107 167V168H108ZM79 168H81V167H79ZM178 168V167H177ZM188 168V167H187ZM186 168V169H187ZM85 169V168H84ZM83 169V170H84ZM185 169V168H184ZM73 171H76V173H78L79 172V174L81 175V169H78V170H76V169H74V167H73V169H72ZM80 170V171H79ZM82 170V172H83V174L85 173L84 171ZM106 171H105V173L108 171H110V170H108V169H105ZM195 170V171H194ZM78 171V172H77ZM86 171V170H85ZM104 171V170H103ZM102 171V172H103ZM187 171V170H186ZM87 172V171H86ZM156 172H159V173H161V171H156ZM72 172H70V177H71V175L73 174V177H71L70 178V180L71 181H73V179H74V181H73V183H71V184H73L74 185V182L76 183H78V181L80 180V181H82L81 179H79V177L80 176H78V179H77V181H75L76 180V176L77 175H79V174H77V175H75L76 173L75 172H73L72 174H71ZM75 173V174H74ZM89 172H87V174H88ZM104 173V172H103ZM158 173V174H159ZM119 174H121V173H119ZM162 174V173H161ZM181 174H183V177L182 178H180L182 175ZM213 174V173H212ZM75 175V176H74ZM117 175V174H116ZM194 175V176H193ZM221 175H225V174H221ZM221 175H220V177H221ZM82 177H83V175H81ZM193 176V177H192ZM212 176V175H211ZM75 177V178H74ZM185 177V178H186ZM190 177H188L187 179L188 180H191V181H193L192 179H190ZM219 177V178H220ZM84 178V177H83ZM120 178V177H119ZM121 178L123 179L124 177L123 176H121ZM130 178V177H129ZM207 178V179H206ZM211 178V177H210ZM223 178H224V176H223ZM225 178H226V176H225ZM223 179L222 181H224V180H226L227 178H228V175H227V178L226 179ZM125 179H127L128 180V182H127V180L126 181H124L125 182V184L127 183L128 185H129V179L128 178H125ZM131 179V178H130ZM186 179V180H187ZM124 180V179H123ZM122 180V181H123ZM133 180V179H132ZM131 180V181H132ZM169 180V187H171V185H172V183H171V181ZM211 181H213L214 179L212 178V179H210ZM217 180V179H216ZM228 180V179H227ZM226 180V181H227ZM80 181H79V183H80ZM119 181V180H118ZM121 181V182H122ZM175 181L173 182V183H175ZM177 181H176V183L175 184H173V185H177L178 186V184H177ZM208 181H209V179H208ZM207 181V182H208ZM211 181L209 182L210 184H211ZM215 181V180H214ZM218 181H221L220 179L218 180ZM225 181V182H226ZM70 182V181H69ZM69 182H67L68 184H69ZM120 182V181H119ZM179 182V181H178ZM77 183H76V185H77ZM132 184L134 183V180H133V182H131ZM171 183V184H170ZM122 184V186L124 185L123 183H121ZM126 184V185H127ZM193 184H195V182L193 183ZM197 184H195V186L197 185ZM200 184V185H201ZM30 185H31V183H30ZM73 185H71L72 187H70V184L67 186V190L68 189H70L71 190V188H74V190H72L71 191V197H73L74 195H76V194H74V191L76 192V186H74L73 187ZM175 186H174V188H175ZM176 186V187H177ZM212 188L211 189H213V186L214 185H210ZM26 187L29 189V191H30V189L32 190V188L34 187V185H33V187L32 186H27L26 185ZM32 187V188H31ZM69 187V188H68ZM168 187V186H167ZM166 186L164 187L165 189H170V188H167ZM24 188V187H23ZM27 188H25V190L27 189ZM178 188V187H177ZM34 189V188H33ZM165 189H163V191L165 190ZM21 190V189H20ZM25 190H23L24 192V194H25ZM35 190V189H34ZM67 190H66V192H67ZM70 190H68V192L70 191ZM172 190V189H171ZM29 191L27 192V194L29 193ZM38 191V190H37ZM173 191V190H172ZM174 191H176L175 193L177 194V190H174ZM20 192V191H19ZM22 192V191H21ZM33 192V193H32ZM36 192V191H35ZM33 190L31 191V194L33 195L34 193H35ZM40 192V193H39ZM56 191H54L53 189L52 190H47V192L44 194L43 192H41V191H38L37 192V194L39 193V194H41V197H42V201H43V203L41 202L40 203V201H38L39 202V205H37V206H41L42 208H43V206H45L47 209H49V208H51V207H54L56 204H57V201H58V199H57V194L55 193ZM166 192V191H165ZM167 192H169V191H167ZM166 192V193H167ZM170 193V192H169ZM172 194L174 193V192H171ZM174 193V194H175ZM180 193V190H179V192H178V194ZM213 193V192H212ZM3 194V195H2ZM1 195L3 196L2 198H0V199H3V198H5V201H7L6 199H7V197L8 196H5L6 194H4V193H2ZM19 194H21V193H19ZM31 194H28V196H29V198H31L32 196H31ZM44 194V195H43ZM1 195H0V197H1ZM12 195V194H11ZM11 195H9V196H11ZM16 195H17V193H16ZM43 195V196H42ZM21 196H22V194H21ZM26 196V195H25ZM218 196V195H217ZM13 197H15V194H14V196ZM75 197V196H74ZM76 197H77V195H76ZM8 198H10V197H8ZM15 198H17V197H15ZM23 198V197H22ZM218 198V199H217ZM19 199V198H18ZM25 199H28V198H23L22 200L24 201ZM33 199V198H32ZM77 199V198H76ZM75 199V200H76ZM216 199L219 201V197H216ZM12 200V197L10 198V201ZM30 200V199H29ZM28 200V201H29ZM4 201V200H3ZM23 201H22V203H23ZM35 201H37V200H35ZM35 201H33V202H35ZM25 202H26V200H25ZM24 202V203H25ZM38 202H36V204H38ZM28 203V202H27ZM30 203H32V202H30ZM35 204V203H34ZM35 204V205H36ZM41 204V205H40ZM43 204V205H42ZM23 205H25V204H23ZM164 205V208H166L167 209V207H169V206H165V204H163ZM192 207V205L191 204H187V206H184V207H182V208H186V209H182L181 210V208H179L181 211L179 212V213H177L176 211L174 212V213H177L178 214V216H177V214L176 215H173L172 214V212L171 211H167L166 210V212L168 213V214H165L164 216H161V219H162V221H163V219H164V222L167 220V216L166 215H169L170 214V212H171V214L169 215V217L172 215V217L173 218H177L178 217V221H175V222H177L178 224H176L175 222H173V224H175L176 225V229L174 230V234H173V230H172V233L170 232L171 231V228L169 229V231H168V233L166 232V234H167V236H172V238L171 239H173V235H174V238L175 239H173V240H176L177 239V237H179L178 235V233H180V231H182L183 233H185L186 231H184L185 229H184V227L185 228H187L186 226L189 224V222H190V220H191V215H193V214H191L192 212H195V208H194V211H193V207L191 208L192 210H190V207ZM195 205L196 204H194V207H195ZM28 206H30V209H31V207L32 208H34L35 207V209L37 210V208H36V206H32V204H30V205H28ZM40 207V208H41ZM181 207V206H180ZM189 207V208H188ZM28 208V207H27ZM39 208V209H40ZM170 208V207H169ZM169 208H168V210H169ZM178 208H174L175 210L176 209H178ZM30 209H28V210H30ZM38 209V210H39ZM100 209V208H99ZM35 210V211H36ZM37 210V211H38ZM102 210H103V208H102ZM101 210V211H102ZM120 210V209H119ZM119 210H117L118 212H116V215L120 212ZM164 210V209H163ZM173 210V209H172ZM220 210V209H219ZM218 210V211H219ZM31 211V210H30ZM34 211V213H36L37 214V211L35 212ZM41 211L43 212L42 214H41ZM98 211V210H97ZM104 211H106L105 209H104ZM103 211V212H104ZM116 211V210H115ZM121 211H122V209H121ZM124 211V210H123ZM165 211V210H164ZM40 214H41V216H43L45 213V211H44V209H40V211H38ZM99 212V211H98ZM102 212V213H103ZM234 212V211H233ZM105 214H108L107 213V211L106 212H104ZM121 213V212H120ZM227 213V212H226ZM23 214V213H22ZM39 214V215H40ZM115 214V213H114ZM125 214H126V212H125ZM125 214H121L122 215V217H120L121 219H117V220H122L123 221V219L126 217H123ZM161 214V213H160ZM234 214V213H233ZM21 215V214H20ZM97 215H98V213H97ZM100 215H101V213H100ZM113 215V214H112ZM163 215V214H162ZM24 217H25V214L23 215ZM22 216V217H23ZM36 216H38V215H34V217L36 218ZM99 216V215H98ZM98 216H97V221H96V219H93V220H95V222H93V220H92V224H94L95 226H97L98 224H100L101 225V223L100 222H103L102 221V218L101 217H99L98 218ZM106 216V215H105ZM108 216V215H107ZM157 216V215H156ZM155 216V217H156ZM160 216V215H159ZM175 216V217H174ZM23 217V218H24ZM29 217V216H28ZM38 217H40V216H38ZM44 217H46V218H44ZM109 217V216H108ZM114 217H116L117 218V216H114ZM127 217H128V215H127ZM154 217V219H155V221L157 220V219H159V220H157V221H159V222H161V220H160V217L158 218V216H157V218H155ZM164 217H166V218H164ZM172 217H170L171 219H173ZM21 218V217H20ZM31 218V217H30ZM29 218V220L31 221V219ZM118 218H119V216H118ZM123 218V219H122ZM234 218V217H233ZM232 218V219H233ZM37 219V218H36ZM39 219V218H38ZM106 219V218H105ZM153 219V220H154ZM23 220H27L26 218H24ZM112 220H114V218L112 219ZM116 220V219H115ZM126 220V219H125ZM124 220V222H123V228L121 229V227L117 224V226H116V224H115V228L117 229L118 227L120 228V230H121V232H120V230H118V231H116V229L115 230H112L111 229V231L113 232V231H115L114 233V235H113V233H111L110 232V234H112V236H117V235H119V232L120 233H122L121 235H124L125 236V231H124V229L125 230H127L126 229V227H127V225H130L131 224V222L129 221L130 219H127V221H125ZM44 221V222H43ZM46 221H48L49 222V219L47 220V215L45 214L43 217H41V221H40V219H39V223H41V224H39L40 226V228H39V230L41 229V228H43V231H42V229L39 231V233L40 234H44L45 232H48V229H46V228H44V227H47L48 228V225L46 226ZM104 221H106V220H104ZM128 221L130 222V224L128 223ZM156 221V222H157ZM171 221V220H170ZM169 221V222H170ZM36 222V221H35ZM48 222H47V224H48ZM97 222V223H96ZM114 222V221H113ZM116 223H117V221H115ZM119 222V221H118ZM125 222H127V223H125ZM172 222V221H171ZM15 223V222H14ZM19 223V222H18ZM27 223H28V221H27ZM32 223H33V221H32ZM104 223V222H103ZM126 225H125V224ZM210 223V222H209ZM37 224V223H36ZM97 224V225H96ZM105 224V223H104ZM103 224V225H104ZM107 224H108V222H107ZM113 224V223H112ZM119 224H121V222H119ZM161 224V223H160ZM162 224H164V223H162ZM190 224H192L191 222H190ZM16 225V224H15ZM33 226L34 224H30V226ZM43 225V226H42ZM103 225L101 226V227H103ZM106 225V224H105ZM175 225H174V228H175ZM213 225V224H212ZM211 225V226H212ZM8 226H10V225H8ZM8 226H6V227H8ZM17 226V225H16ZM29 226V225H28ZM27 226V227H28ZM36 226V225H35ZM99 226V225H98ZM121 226H122V224H121ZM132 226V225H131ZM171 226V225H170ZM215 228H214V230L215 231H213L212 233H213V235H211L212 237H214V238H216L218 235H220L222 232H223V230H222V232L219 234V233H217L216 232V230H218V229H220V228H222L221 226H220V224H219V222H218V220L216 219L215 220ZM4 227V226H3ZM2 227V228H3ZM213 227V226H212ZM1 228V227H0ZM2 228L0 229V230H2ZM17 228L18 227H16V231H18L17 230ZM37 228H38V225H37ZM96 229L98 228V227H95ZM104 228H105V226H104ZM113 228V227H112ZM127 228H130L129 226L127 227ZM172 228H173V225H172ZM8 229H10V227H8ZM7 229V230H8ZM30 229V228H29ZM28 229V230H29ZM31 229H33V227L31 228ZM30 229V230H31ZM100 229V227L97 229L98 231H100V233H101V229ZM132 229V230H131ZM131 229H129L131 232L133 231V228L131 227ZM135 229V228H134ZM189 228H187V230H188ZM213 229V228H212ZM27 230V231H28ZM44 230H45V232H44ZM47 230V231H46ZM110 230V229H109ZM261 230V229H260ZM264 230V229H263ZM11 232H14V233H19V232H16V231H14L13 230V227H12V230H10ZM42 231V232H41ZM105 231V230H104ZM128 231V230H127ZM135 231V230H134ZM138 231V230H137ZM137 231H135V232H137ZM252 231V230H251ZM3 232H5V231H3ZM131 232H129V233H131ZM170 232V233H169ZM176 232V233H175ZM207 232V231H206ZM244 232V231H243ZM6 233H8V232H5V234ZM95 233H97L96 231H95ZM103 233V232H102ZM102 233L101 234H99L100 235V244H97V249H95V252H96V250L98 251L99 249V246H101V250H102V247H104V248H106L107 246H108V244L106 243V237H104L105 235H109V234H106L105 233V235L103 234V236H102ZM117 233V234H116ZM124 233V234H123ZM128 233V232H127ZM133 233V232H132ZM131 233V234H132ZM208 233V232H207ZM206 233V234H207ZM210 233V232H209ZM215 233L216 234H218L217 236H215ZM258 233L260 234V233H262L261 234V238H259V240H256V238H253L254 236V234L253 233H251V235L253 236H248V238H246L247 237V235L246 236H243V233L241 232V234H242V236H240L239 238L241 239V240H248L249 242L251 241V243H252V245L253 246H251L250 245V247H253V248H255L254 247V243H255V246H256V248H257V250L260 252V251H262L261 253H264V231H258ZM11 234V233H10ZM13 234V233H12ZM16 234H14V236L16 235ZM135 235L137 234V233H134ZM138 234H140L139 232H138ZM162 234V233H161ZM166 234H164V232H163V235H161L162 236V238L164 237V239H167V241H169V237H167L166 236ZM170 234V235H169ZM186 234H187V232H186ZM211 234V233H210ZM239 234H240V232H239ZM245 234H247V233H244V235ZM250 234V233H249ZM120 235V236H121ZM130 235V234H129ZM133 235V234H132ZM141 235V234H140ZM165 235V236H164ZM222 235V234H221ZM6 236V235H5ZM8 236V235H7ZM7 236H6V238H7ZM115 236V237H116ZM123 236V237H124ZM136 236H138V235H136ZM136 236H135V240H137V239H139L140 241H143L141 238H139V237H137V239H136ZM16 237H17V235H16ZM15 237V238H16ZM97 237H98V233H97ZM109 237V236H108ZM107 237V238H108ZM128 237V236H127ZM144 237V236H143ZM166 237V238H165ZM207 237V236H206ZM220 237V236H219ZM219 237H217V238H219ZM2 238H3V236H2ZM66 238V237H65ZM121 238V237H120ZM188 238H189V236H188ZM207 238H209V235H208V237ZM216 238V239H217ZM222 238H223V236L221 237V238H219L220 240H218V241H216V239L215 240H213V243H215V241H216V243L218 244V247H215L216 245V243L215 244H213L212 243V245H214V249H216V250H214V252H216V251H218L217 250V248L219 249V252L221 251V255H222V257H223V253L224 252H222V247H223V243H225V241L221 244V242H219V241H221L222 240ZM224 238H226V237H224ZM223 238V239H224ZM237 238V237H236ZM239 238H237V240L239 239ZM250 238H253V241H254V243L252 242V239H250ZM10 238L8 237V240H9ZM11 239H13L12 237H11ZM77 239V238H76ZM133 239H134V237H133ZM182 239V238H181ZM180 239V240H181ZM212 239V238H211ZM209 240L208 242L209 243H211L212 242V240ZM239 239V240H240ZM250 239V240H249ZM1 240V239H0ZM75 240V239H74ZM139 240H138V242H139ZM185 240H188V242H189V240H190V238L189 239H185ZM184 240V241H185ZM225 240V239H224ZM240 240V241H241ZM247 240H246V242H243V248H244V246L245 247H248L249 248V242L247 243ZM256 240V241H255ZM4 242L5 241H7V239L6 240H3ZM13 241V240H12ZM67 241V240H66ZM146 241H148V239H146ZM146 241H143V242H146ZM171 241V240H170ZM176 241H179V240H176ZM240 241H238V243L240 242ZM3 242V244L5 245L6 244V242L4 243ZM137 241H135L134 243H136ZM137 242V243H138ZM143 242H142V244H143ZM148 242H150V241H148ZM148 242H146V244H141V242H139L138 243V246L139 247H137V248H135V249H133V251L131 252V254L134 252V250H135V252L136 251H138V254L139 253H143V251L144 252H147V250L149 249V245H150V243H148ZM172 242V244H173V242H175V241H171ZM185 242H187V241H185ZM184 242V244H182V243H180V241L178 242V243H180V244H182V245H185V244H187V243H185ZM242 242V241H241ZM256 242H257V244H256ZM71 243V242H70ZM98 243V242H97ZM107 245V246H104L105 244ZM190 243L191 242H189L188 244L190 245ZM205 243V242H204ZM203 243V244H204ZM219 243L222 245H220L221 247L219 248ZM250 243V244H251ZM0 244H1V241H0ZM64 244V243H63ZM75 244H77L76 242H75ZM175 244V243H174ZM173 244V245H174ZM188 244H187V246H188ZM201 244V243H200ZM199 244V245H200ZM205 244H207V243H205ZM235 244H237V243H235ZM247 246H246V245ZM11 245V244H10ZM70 245V244H69ZM119 246L118 247H120V244H118ZM173 245H171V246H173ZM181 245V246H182ZM191 245H194L193 243H191ZM207 245H209V244H207ZM206 245V246H207ZM226 245H227V243H226ZM241 245V244H240ZM6 246L7 245H5L4 246V248H6ZM72 246L73 245H71L69 248H71V249H74V248H72ZM95 246V248H96V245H94ZM135 246V245H134ZM137 246V245H136ZM135 246V247H136ZM141 246V247H140ZM142 246H143V248H145V246H146V251L145 250H143L142 249ZM177 246V245H176ZM179 246V245H178ZM186 246V245H185ZM186 246V247H187ZM201 246V245H200ZM210 246H211V244H210ZM239 246V244L237 245V246H235L234 247V250H236V252L234 251V250H232L231 248H229L228 247V249H226V250H224V251H226L227 252V254L225 253L224 254V256H226V258H227V256L228 255H230V257L229 258H231L232 256H235V257H233L232 259H233V261L234 260H236L237 259V256L238 255H234L235 253L237 254L238 253V251H240L241 249H238V248H240V247H238ZM74 247V246H73ZM148 247V248H147ZM174 247V246H173ZM184 247V246H183ZM183 247H181V248H183ZM193 247V246H192ZM192 247H190V248H192ZM197 247V246H196ZM196 247H193L194 249L196 248ZM199 247V246H198ZM209 247V246H208ZM231 247V246H230ZM259 247V248H258ZM1 248L3 249V245H1ZM25 248V247H24ZM51 248V247H50ZM49 248V249H50ZM76 248H77V246H76ZM90 248H94V247H90ZM123 248V247H122ZM140 248V250H142V252L140 251V250H136V249H139ZM150 248H152V246L150 245ZM172 248V247H171ZM178 248V249H177ZM177 248H175L174 247V249H176L177 250V252H178V250H179V247H177ZM192 248V249H193ZM242 248V247H241ZM71 249H69L66 253H64V257H63V262H62V264H78V261H80L79 259H78V257H85V256H82V255H80V256H77L78 254H80V253H75V251L74 250H71ZM107 249H109V248H106V250L105 251H107ZM120 249V248H119ZM130 249V248H129ZM132 249V248H131ZM174 249H172V250H174ZM183 249H185V247L183 248ZM182 249V251L181 252H183L182 254H186L185 253V250H183ZM187 249H189L188 247H187ZM198 249H200V248H198ZM221 249V250H220ZM224 249H225V247H224ZM231 249V250H230ZM245 249V248H244ZM4 250V249H3ZM30 250V249H29ZM80 251H81V249H79ZM126 250H128V249H126ZM153 250V249H152ZM191 249H189L188 251H190ZM201 250V249H200ZM209 250H211V249H209ZM2 251V250H1ZM93 251V250H92ZM105 251H103V252H105ZM187 251V250H186ZM229 251V252H228ZM231 251V252H230ZM245 251V250H244ZM243 251V252H244ZM4 252V251H3ZM10 252H12V250L10 251ZM22 252V251H21ZM26 252V251H25ZM44 252H45V250H44ZM49 252H50V250H49ZM48 252V253H49ZM94 252V251H93ZM94 252V253H95ZM129 252V253H130ZM134 252V253H135ZM149 252V251H148ZM173 253H171L172 255L174 254V252L176 253V251H172ZM241 252H242V250H241ZM12 253H14V251L12 252ZM24 253V252H23ZM36 253L37 252H35V255H36ZM38 253H41L40 251L38 252ZM37 253V254H38ZM51 253V252H50ZM85 253V252H84ZM88 253V252H87ZM92 254V255H90V254ZM88 253V255H90V256H93V257H95V254H93V253H91V251ZM124 253V252H123ZM179 253V252H178ZM17 254V253H16ZM16 254H14V255H16ZM29 254V253H28ZM43 254V253H42ZM86 254V253H85ZM105 254V253H104ZM103 254V255H104ZM107 254H108V251H107ZM106 254V255H107ZM127 254V253H126ZM220 254V253H219ZM241 253L239 252V255H240ZM11 255V254H10ZM9 255V256H10ZM13 255V256H14ZM23 255H26V254H23ZM50 255V254H49ZM97 255V254H96ZM136 255V254H135ZM179 254H177V255H175V257H177ZM197 255H199L198 253H197ZM262 255V254H261ZM7 256V255H6ZM17 256H18V254H17ZM22 256V255H21ZM90 256H86L85 258H86V260L88 261V262H86V263H90V264H95V263H97V264H99V262H100V260H101V258H94L95 259V261L93 262V257L91 258ZM127 256H129V254H127ZM126 256V257H127ZM133 257H134V255H132ZM19 257V256H18ZM52 257V256H51ZM92 259H90V258ZM96 257H98V256H96ZM174 257V256H173ZM174 257V258H175ZM193 257V256H192ZM192 257L191 256H189V260L191 261V259H192ZM1 258H3V256H1ZM9 258H12V257H9ZM55 258V257H54ZM114 258V257H113ZM129 258V257H128ZM197 258V257H196ZM238 258H239V256H238ZM13 259V258H12ZM56 259V258H55ZM130 259V258H129ZM188 259V258H187ZM199 259V258H198ZM217 260H218V258H216ZM223 259H225V258H223ZM231 259V260H232ZM58 261H59V259H57ZM99 260V261H98ZM103 260L104 259H102L101 261H102V263L101 264H107L106 263V260L104 261V263H103ZM142 260H145V259H142ZM172 260V259H171ZM221 260V259H220ZM219 260V261H220ZM50 260H48V262H49ZM54 261V260H53ZM81 261H83L84 263H82V264H85V260H84V258H83V260H81ZM92 261V262H91ZM108 261V260H107ZM52 262V261H51ZM60 262V264H61V261H59ZM59 262L57 263V264H59ZM199 262L201 263V261L199 260ZM224 261H222V263H223ZM54 264L56 263V262H53ZM81 263V262H80ZM79 263V264H80ZM140 263H141V261H140ZM168 263H170V261L168 262ZM203 264H204V262H202ZM201 263V264H202ZM221 263V262H220ZM225 263V262H224ZM1 264H2V262H1ZM49 264H51V263H49ZM108 264H109V261H108ZM199 264V263H198ZM212 264V263H211ZM214 264V263H213Z\"/></svg>",
  "mask_w": 264,
  "mask_h": 264
}]
</instances>
